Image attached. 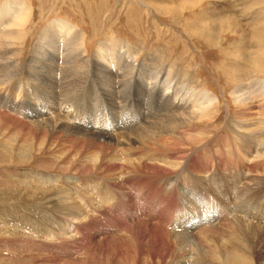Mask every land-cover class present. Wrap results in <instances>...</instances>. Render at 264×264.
Wrapping results in <instances>:
<instances>
[{
  "label": "bare ground",
  "instance_id": "1",
  "mask_svg": "<svg viewBox=\"0 0 264 264\" xmlns=\"http://www.w3.org/2000/svg\"><path fill=\"white\" fill-rule=\"evenodd\" d=\"M135 1H139L141 7L146 5L143 0ZM217 1L213 0L208 4L205 0H198L187 7L148 4V19L155 31L163 30L173 34L176 30H181L188 41H191L192 37H198L206 45L218 47L223 58L229 49L236 53L237 65L233 62L232 65L222 62V66L227 65V70L229 67L233 71L231 76L228 73V78L233 79L235 83L230 89V96L233 104L239 107L231 113L228 101L224 102L227 106V116L222 129L225 136L217 137L223 139L222 146L219 145L217 149L220 151V148L226 146L225 156L235 161L232 168L236 170L235 165L238 164L246 169V172L228 169V174L223 173V177L215 173H203L207 166L206 159L199 160V149L196 150L193 146L195 142H203L202 146L205 147L206 140H203L206 134H203L213 121L211 115L214 104L220 101L214 91L199 88L193 74L184 69H175L173 63H167L162 56L148 53L140 55L141 49L137 44L134 46L112 39L114 44H109L107 50L123 48L124 54L130 52L123 67L113 74L104 62L106 57L99 56L97 47L93 49L92 54L87 53L83 32L79 26L58 18V21L49 20L42 27L31 53L22 61L20 57L14 56L10 44H13L12 38H21L20 35L23 37L24 33L20 30L27 29L26 26L32 19L27 10L21 12L22 1L6 0L0 6V49L3 47L0 54V110H3L0 116L10 118L14 125L17 123L35 135V138L42 139L44 144L51 147V158L58 157L63 165L70 161L80 170L81 177L99 174L92 179L94 182L92 181L91 185L95 193L83 196L86 198L83 201L85 210L80 202L75 200L70 203V199L59 200L53 205L60 209L62 214L67 209L65 215L71 219L82 217L77 220L79 223L72 230L75 232L73 235L79 234L82 238L70 239V235L69 239H66L67 236L62 239L54 227H49L42 233L47 236L46 239L42 238L43 241L61 245L72 242L71 247L75 246L77 251L83 252V256H79H82L84 261L93 257L96 248L102 244L127 250L136 244L141 249L137 256L139 262L158 259L167 261L166 264H189V261H184L187 251L191 253L193 264H251L249 257L254 253L253 244H260L264 240V205L260 204L264 200V186L252 183V186L247 187L246 184L250 181L243 180L248 179L251 172L264 169V161H259L264 152V144L258 137L262 135H259L261 130L259 132L255 129L261 119L248 111L246 106L249 105L250 108L252 104H259L260 108L264 107V1ZM189 12L194 14L190 17V14L187 15ZM184 18L191 20L190 23L185 22ZM3 22L7 24L2 26ZM217 37H221V40L216 39ZM227 38L231 40L225 45ZM21 48L18 51H21ZM141 57H144L143 60ZM111 58V61L115 62L116 57L111 55ZM243 59L249 62L245 63ZM147 64H150V70H147ZM244 66L249 68L250 76L242 74L243 69H247ZM88 73L93 81L86 80ZM15 80L29 81L38 92L28 90L24 84L17 85ZM85 87L88 88L83 89ZM10 92H15L14 100L18 102L13 98H5ZM72 92L75 95L70 94ZM130 92L133 93V98ZM68 93L70 95H67ZM143 94L148 98L145 112L149 110L150 101L154 96L162 103V109L158 111L163 113L158 117H152L157 110L152 111L151 115L145 114L143 118H152L145 120L132 131L123 132V128L128 125L116 128L110 115H105L103 111H108L104 105L106 104L116 112L121 108L122 112L118 111L117 114L111 111L116 119L126 112L132 114L137 100L140 101ZM127 98L128 101L123 105ZM130 100L135 101L134 107L131 106ZM86 107L92 108L90 116H86ZM169 107H174L171 112H168ZM10 111L18 112L25 118L17 119ZM102 124L108 128L101 127ZM231 144H237L242 149L237 145L229 146ZM132 175L142 179H161L156 184L160 186L159 191L166 210L171 209V222L174 221V224L169 223L166 215H157L153 223L135 222L129 224L127 229V223L133 215L127 211L122 212L123 216L116 215L120 195L108 182L117 176L125 178L113 180L134 181V178L129 177ZM173 175L180 179L183 178L182 175L190 179L196 176L202 180L191 181L194 188L191 194L195 195L194 206L187 210L199 209L196 203L206 200L211 213L205 211V217L191 215L183 208L185 205L180 199L183 205L181 209L178 202L179 179H162ZM205 181L209 188L202 185L204 193H200L202 190L198 192L200 183ZM130 189L135 193L139 190L128 187L126 190ZM84 190L88 191L89 188L87 190L85 187ZM77 191L79 192V189ZM123 200L120 199V206ZM189 204L193 205L190 202ZM90 206L95 209H90ZM147 208L143 207L136 213L137 218L151 215ZM91 212L95 213L89 216ZM255 213H260L257 222L262 226L252 223ZM210 214L211 217L208 218ZM114 215L117 218H113ZM185 229L190 231V235L193 234L190 237L192 242L186 237ZM157 233L163 236L157 237ZM152 240L159 241V249L156 252L153 251L155 243H149ZM130 242L133 244L129 245ZM148 245L151 249H147ZM193 246L195 248H192ZM82 259L79 258L83 261ZM58 261L60 260L38 259L40 264H62Z\"/></svg>",
  "mask_w": 264,
  "mask_h": 264
},
{
  "label": "rangeland",
  "instance_id": "2",
  "mask_svg": "<svg viewBox=\"0 0 264 264\" xmlns=\"http://www.w3.org/2000/svg\"><path fill=\"white\" fill-rule=\"evenodd\" d=\"M4 1L6 0H0V6L3 4ZM19 1H22L23 3L21 7L22 10L21 12L24 13L27 10V14L30 15L32 21L30 24L26 26L27 27V29H25L26 31L20 30V32L24 33L23 37L22 35H20L21 38H23V40H21L20 37L19 38L14 37L11 40L13 44H10V47L12 53H14V56L16 58L20 57L22 61H24V59L26 60V58L32 51V47L35 43L37 34L42 29V27L51 19H54L56 21H58V19H63L68 22H71L77 27L79 26L78 28L83 32V40H84L83 42L86 47L87 53L92 54L93 49L97 47L99 56L104 55L106 57L104 62L106 65L109 66L110 71L113 74L117 73L123 67V64L125 63L126 60L129 59V55H130L129 51L128 53L124 54L122 51L123 48H115L112 51L107 50L109 44H114L113 40L119 42L123 41L125 43L134 46H136L137 44V47L141 49L140 55L144 53H148L152 55L162 56V59L167 61V63H173L175 69H179V68L184 69L187 70V72L189 71L191 74H193V77L197 81L196 84L199 86V88L202 89L207 88L209 91L211 92L214 91L213 93H216L219 96L220 101L214 104V108L212 110L213 113L211 117L213 121L208 125V127L206 128L207 130H205V133L203 134V135L206 134L203 140V141L206 140L205 147L202 146L204 145L203 142H198V143L195 142L193 145L194 147L197 148L196 150L199 149L197 151L198 154L196 153L197 156L199 157V160L206 159L207 166L204 169L203 173L205 174L215 173L216 175L223 177L224 176L223 173L228 174V169H231L232 171L235 172L237 171L246 172V169L241 168V166L238 165L237 163H236L237 165H235L236 170L232 168V164L235 163V161L225 156L226 154H224V151L226 146H224L223 149L220 148V151L217 149L219 145L221 147L223 144V139L217 137L221 135V137L224 138L225 136L224 130L222 129H224L223 127L226 120L225 118L227 116V110H226L227 106H225L226 104L224 102L228 101V106L230 109L229 111L231 113L236 111L235 109L239 107L233 104L232 97L230 96V89L233 88L235 83L233 82V79L228 78V73L229 76H231L233 71L229 67L227 70L226 67L227 65H225L224 67L222 66V62H225L226 64L228 63L229 65H232L233 62V64L235 63L234 65H237L238 58L236 57V53L232 51V49H229L228 51L231 53L228 52V54L224 56L225 58L224 59L220 55L221 51H219L218 47L208 46V44L206 45V43H204L203 40L199 39L198 37L197 38L192 37L191 41H188L187 38L183 35L184 31H182L183 32L182 33L181 30L180 31L176 30L173 34L163 30L162 32L155 31V29L153 28L152 24L149 21L150 19H148L150 18L148 16V7H149L148 4H161V5H165L166 7H179V6L187 7L189 4L195 3L198 0H143L146 4L145 7H141V5L138 4L139 1H135V0H19ZM205 2L210 4L211 2H213V0H205ZM219 2L220 0L217 1V3ZM27 7L28 9H26ZM189 14L191 17V15L194 14V12H189L187 15ZM17 15H19V13ZM183 20L185 22L189 21V23L191 21L188 18H184ZM6 24L7 22H3L2 26ZM2 37L4 38V36ZM216 39L221 40V37H217ZM230 40L231 38H227L225 45L228 43L227 41ZM22 46L23 48H21ZM2 48L3 47H1L0 49V54ZM20 48L21 51H18L20 50ZM41 49L43 50L42 47ZM192 54L194 55L192 56ZM111 55H114L116 57L115 62L111 61L112 59ZM141 58L143 60L144 57ZM243 62L248 63L249 60L243 59ZM147 66H149L147 67V70H150L151 69L150 64H147ZM244 67L247 69L245 70L243 69L242 74H244L245 76H250L251 74L249 68L247 66ZM91 78L92 77H89V73H88V75L86 76V80L93 81L94 79ZM15 82L17 85L24 84L28 90L37 91V89L29 81L24 80V82H21L19 80H15ZM86 88L88 87H85L83 89ZM130 93H131L130 95L131 98H133L134 97L133 93L132 92ZM135 93L138 92L135 91ZM14 94L15 92H10L7 94L5 98L6 99L13 98L14 100L15 97ZM39 94L41 93L39 92ZM70 94L75 95L74 92ZM70 94L68 93L67 95ZM82 95H84V93ZM39 96L43 97L41 95ZM28 100L32 101V99H28ZM14 101L18 102L16 100ZM52 101H57V99H52ZM127 101L128 98L123 103V105ZM130 101H131V106H133V102L135 101L134 100H130ZM147 103H148V98L143 94L141 96V100L140 101L137 100L136 107L133 106L135 109L132 114L126 112L125 114L123 113V116H120L117 119L113 116L111 111L117 114L118 111L122 112L121 108L116 112L112 110V108L104 104L108 108V111H105V109L103 111L105 112V115L106 114L110 115L109 117L112 121V124H115L116 128L123 125H128L126 127L131 126L128 129H125L126 127L123 128V132H129L136 129L145 120H148L152 117H158L163 113L162 111L161 112L158 111L162 109V103L158 98L153 96V98L150 101L149 110L145 112L144 107ZM248 103L246 105H248ZM257 105L258 106H256V104H252L250 108L248 105L246 106V108L251 113H254V115L256 114L255 116L258 115L259 120L261 119L260 122L258 123V126L255 129H258L259 132L261 130L259 135L260 134L262 135L258 137L264 144V133H263L264 107L260 108L259 104ZM173 108L174 107H169L168 112H171ZM87 109L88 110L86 112V116H90L91 114L90 111L92 112V108H87ZM1 110L0 112H2ZM154 110L157 111L153 114L152 117L143 118L145 114L151 115V112ZM82 112L85 113L84 111ZM10 113L14 115L15 118L17 119L23 120L25 118L22 116V114L18 112L15 113L10 111ZM19 115H21L22 117H20ZM1 118L3 121L1 120ZM142 118L143 121L141 122L140 120H142ZM9 119L10 118L7 119L5 117L0 116V122L2 123V124L0 123V264H40V262H38V259L60 260L62 264L63 263L65 264V262H67L68 264H72V263L73 264H166L167 263V261L164 262L158 259L153 261L147 260L144 262L142 261L139 262L137 256H139V251L141 249L136 244L134 246H131V249L129 250L125 248L123 249L120 247L111 246L108 244H102L97 248L95 247L96 250L94 252L93 257H90L88 261H84L82 259L83 252L81 253V251H77V248L75 246L74 248L73 246L71 247V245H73L72 242H69L70 244L65 243L61 245V243L50 244V242H46V240L43 241L42 238L46 239L47 236L43 235L42 233H44L46 229H49V227H54L55 230H57L56 232H58L57 234L62 239H64L66 236L67 239L70 235H71L69 237L70 239L76 237V239L79 240L80 238H82L81 235L80 236L79 234L73 235V233L75 232H72L73 227L79 223L77 222V220H81L82 217L79 216V218L77 217L71 219L69 216L65 215L67 209L65 210L66 212L64 211L63 212L64 214H62V211L60 209H57L53 205L59 200L65 201L70 199V203L74 202L75 200L77 202H80L83 209L85 210L83 206V201L86 198L84 199L83 196H88V194L90 193H95V191L92 189L91 184L92 181L95 179L94 177H96L98 173L91 175L93 176V178L90 176L89 173H88L89 175H86L88 177L86 176L81 177L79 174L80 170L78 168H75L70 161L68 163L66 162L63 165L62 163H60V160H58V157L51 158L50 146L44 144V141H41L42 139L35 138L34 137L35 135H33L28 130H26L24 127L22 128L16 122H15L16 124L14 125V122L12 120H11L12 122H10ZM4 122L5 124H3ZM4 125H6V127ZM133 125H135L136 127H134ZM101 127L108 128L106 125L103 126V124L101 125ZM11 130H14L13 131L14 134ZM15 132L18 134H15ZM215 139H217V141ZM219 141L221 142L219 143ZM234 145L237 144H231L229 146L234 147ZM200 146L202 147L200 148ZM212 152L216 153V154L213 153V155H216V157L212 155ZM117 154L120 157H122V154L120 152H118ZM261 155L262 156H260L261 159L259 161H264L263 160L264 152ZM73 169L74 170L77 169V170L74 171ZM74 172L75 175H73ZM251 173L252 174L250 175L248 174V179L243 180V181H250L249 184L247 182L246 184L247 187H249L250 185L252 186V183L254 184L257 183L260 186H264V169H261V171H253ZM42 174L44 176L41 177ZM182 176H183L182 179L174 175L162 179H169V178L179 179L180 181V189H179V197H178L179 206L181 209L184 208L187 210V208H192L194 206L193 199L195 198L194 197L195 195L191 194L192 190L194 191V188L191 185V181L199 180L202 182V180L198 179L196 176H192L191 179L187 176L184 175ZM80 177L82 180L80 179ZM129 177L134 178L135 180L129 182H120L113 180V179L120 180L125 178L122 176H117L115 178H112L108 182L114 189L118 191L120 195V199L121 198L124 199L121 206H120V199L117 202L118 209L116 211L117 213L116 215L119 214L120 216H123L122 212L125 211L130 212L133 215V218L127 223V229L129 224L135 222H143L145 224L153 223L157 215L160 216L166 215L168 217L169 223L171 225L174 224V221L171 222L172 219L171 209L166 210L165 207L166 205L162 202L163 196L159 191L160 186L156 184V182L161 179L158 180L149 179V178L142 179L133 175ZM84 178H86L87 180ZM141 181L144 182L142 183ZM77 183H79V185ZM76 185H78L79 188H77ZM202 185H204L207 189L209 188L207 181H205L203 183H200L199 186L200 188L196 187V189L198 188L197 189L198 192L202 190L201 189ZM81 187H84V189L86 187L87 190L89 188V190L86 191ZM127 187L132 188L133 190L135 188H138L139 189L137 190L138 193H135L131 189L126 190ZM73 189L75 190L73 191ZM78 189L79 192L77 191ZM202 192L204 193L203 190L200 193ZM63 196L65 197L63 198ZM180 199L182 201L181 203H183L185 207L181 205ZM205 201L206 200L200 201V203H196L199 209L195 208V210L193 211L190 210L187 211H189L191 215H198L200 217H205L204 215L205 211H207L208 214L211 213L210 212L211 208L210 206L207 207ZM189 202L193 205H190ZM260 204L264 205V200H262ZM143 207H148L147 209L149 210L151 215L149 216L140 215L141 218L143 217V219L137 218L136 213H139L143 209ZM201 208L203 209L201 210ZM90 209H95V208L90 206ZM174 210H175V206H174ZM94 213L95 212H91L89 216L94 215ZM253 214L251 215V217L253 216ZM116 215H114L113 218L114 217L117 218ZM259 215L260 213H255L253 217L254 220L251 221L253 224L262 226L260 223L257 222ZM67 217L69 219H67ZM210 217L211 214L208 216V218ZM236 217H240V216H236ZM145 218H148L149 220H146ZM122 219H124V217ZM110 221H112V219ZM197 221L198 220H196V222ZM123 222L124 224H126L124 220ZM187 229L191 230L192 228H187ZM189 230L185 229V231L187 232L186 237L189 238L191 241L190 237L193 234L190 235ZM159 235H160L159 233L156 234L157 237L163 236V235L160 236ZM157 241L158 240H152L149 242L152 245L155 243L153 247L154 252H156L159 249L158 248L159 241L158 242ZM130 244L133 243L130 242L129 245ZM253 245H254L253 247L254 253L251 255L249 254L250 255L249 258L251 261L250 263L264 264V240H262V243L260 244H256V245L253 244ZM192 248L195 247L193 246ZM67 249L69 250L67 251ZM147 249H151V246L148 245ZM248 252H250V250ZM185 253L186 254L184 261L185 262L189 261V264H193L192 258H190L191 253L190 252L187 253V251H185ZM79 258L82 259L83 261L79 260Z\"/></svg>",
  "mask_w": 264,
  "mask_h": 264
}]
</instances>
